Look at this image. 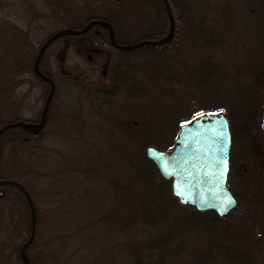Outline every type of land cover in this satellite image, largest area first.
Here are the masks:
<instances>
[{"label": "trees", "instance_id": "16d2710c", "mask_svg": "<svg viewBox=\"0 0 264 264\" xmlns=\"http://www.w3.org/2000/svg\"><path fill=\"white\" fill-rule=\"evenodd\" d=\"M43 1L50 18L58 23L55 30L81 28L93 17L68 0ZM109 1L111 5H119V8H109L110 12L100 17L111 22L119 42L132 40L126 41L128 38L118 37V32L121 31L125 35L122 30L124 27L131 25L136 29L146 22V18L151 19L150 23L156 30L143 32L145 35L139 34L133 40L155 39L167 32L169 17L162 0H132L127 6L122 3L123 0ZM169 3L175 19V37L168 45H143L132 50H118L109 43L108 29L98 24L83 34H65L58 38L77 50L80 46L78 37L88 35L100 49L111 46L118 51L119 56L113 64L107 83H104V79L98 81L99 85L95 84L93 88L83 91L84 97L94 99L95 116L104 114L105 119L109 121L107 145L115 148V144L124 147V144L128 143L127 145H132L137 150L138 146L142 149V155L135 151L131 157H128V154L123 155V147L119 149V154L124 159L123 164L127 166L124 175L128 179L123 188L115 185L111 187L113 191L120 190L114 194L120 195L121 199L104 214L90 219L88 223L94 226L92 222L99 219L110 220V223L116 217L118 208L125 206L126 210L129 209L126 221H138L144 234L139 245L124 247L127 251L126 264H264V206L254 207L240 199L228 215L221 217L212 210L199 211L194 207L182 205L171 193L170 180L164 179L154 163L145 155L148 145L160 149L171 147V138L176 134L181 121L188 120L199 112L224 110L232 136L229 185L237 197V187L248 193V197H254L259 191V182H264V133L259 128L264 103V0H169ZM32 33L19 22L0 17V126L21 119L19 102L14 96L22 84H43V99L49 91L48 82L38 77L32 69L39 48ZM82 51L87 50H77L78 53ZM173 51H181L189 58L194 57V70H182L175 74L164 65L154 67L153 64H147L154 62L153 54ZM45 52L46 50L39 65L55 82L46 124L37 134L19 126L6 128L0 134V178L20 183L33 205L32 211L23 190L17 184H0V205L5 212L2 226L7 235V239L0 242V264L9 258L13 264H25L19 252L32 230L33 239L26 247L31 264H43L40 257L45 255L40 250L43 247L48 248L51 243L50 238L41 239L39 236L36 194L39 190H52L54 183L47 177H57L59 171H42L31 163H23L21 159V153L28 146L29 149L34 148L36 140L47 130L51 121L59 120L55 103L59 83L48 69L41 66ZM218 52L231 53L230 60L224 62H231L237 70L248 75V80L231 97L208 104L217 98L214 92L217 82L212 77L219 74L212 57ZM134 53L140 54V57L133 59L131 54ZM147 68L150 70L149 74H146ZM135 70L142 75V80L138 81L141 84L138 97L141 101L148 99L152 103L153 107H149L148 112L153 115L151 119L150 116L147 117L149 120L145 121L146 126L140 122L142 127L137 126L140 124L139 118H132L136 124L132 128L124 116L129 113L121 112L123 108L119 112V109L111 107L110 104L116 101L120 90L131 93L133 87L137 89L130 76ZM26 72H30L35 80L26 76ZM126 75L129 76L131 84L125 82ZM219 76L223 80L228 79L224 73ZM144 78H148V81ZM159 82H163L162 86L171 83V90L159 86ZM73 83L77 82L72 81ZM76 86L78 90L85 89L84 86ZM184 94L198 100L197 110L190 111L187 115H183V109H180L181 103L182 106L185 105L184 109L189 107L184 102ZM160 99L171 101L170 108L159 107ZM140 105L141 110L142 102ZM113 109L118 112L113 113ZM67 110L65 113L71 116L72 113ZM143 110L146 111L145 108ZM79 113L75 110L72 114L74 123L79 120ZM111 123H119V126L113 128ZM85 128L82 121L80 126L72 127L76 131L74 135L77 136L81 135ZM96 152L98 153L93 155V159L87 156L84 161L75 162L76 164L69 168L87 170L88 165L92 163L96 171L106 169L102 178L109 180L108 175L114 172L111 170L114 161L105 159L101 150ZM239 162L243 167L237 174ZM36 238L41 241L37 242ZM4 249L10 254L3 256L1 252ZM116 253L121 254V251L117 250ZM115 256L117 255L113 254V257ZM50 258L56 259L54 256Z\"/></svg>", "mask_w": 264, "mask_h": 264}, {"label": "rangeland", "instance_id": "374dc122", "mask_svg": "<svg viewBox=\"0 0 264 264\" xmlns=\"http://www.w3.org/2000/svg\"><path fill=\"white\" fill-rule=\"evenodd\" d=\"M68 1L72 4L74 3L77 7L80 6L88 15L93 17L109 13V8H119V5H111L109 0ZM122 3L127 6L132 3V0H123ZM0 17L13 19L24 27H28L33 32L32 34L35 35L34 40L37 46L49 33H52L58 27V23L53 21L48 15V9L43 0H0ZM150 21L151 19L146 18V22L136 29L135 26L128 25L122 29L125 31V35L121 31L117 35L118 37L128 38L126 41H130L135 39L137 35L143 34V32H154L156 28ZM77 41L97 47L96 43L91 41L88 35L79 36ZM65 45L66 43L62 39L52 42L47 47L41 63V66L48 69L57 79V83H59L58 94L55 98L56 107L59 111V120L54 119L51 121L47 130H44L39 139L36 140L37 143L34 148L31 147L32 149H29L28 146L21 153L23 163H31L42 171L51 169H58L59 171L57 177H47L54 183L53 189L49 192L48 190H39L36 194L39 209V236L41 239H51L50 246L48 248L43 247L40 250L45 255L40 257L41 262L43 264H89L90 262L93 264H126L125 252L127 251L124 250V247L139 245L143 241L142 237L144 234L139 228L138 221H126V213H129V209L126 210L125 206L118 208L116 217L110 223H108L110 220L107 219H99L97 222H92L94 226L88 223L90 219L93 220L95 217L104 214L114 203L121 199L120 195L114 194L120 190L115 189L116 191H113L111 185L123 188L128 178L124 175L127 166L123 164L124 159L119 154V149L123 145L115 144V148L110 144L107 145L106 134L109 128V121L105 119L104 114L99 117L94 115V99H86L83 92L93 88L95 84L99 85L98 81L104 79L102 78V72L103 68L106 67L107 77H105L104 83H107L113 64L119 54L111 46L103 47L102 52L90 51L88 53V51H82L78 53L73 47L67 48ZM107 54H109L110 58H107ZM230 54L229 52H218L212 57L217 65L218 74L224 73L228 76V79L223 80L219 75L212 77L217 82L214 89L217 98L215 101H209L208 104L218 103L219 99L223 98L225 100V98L231 97L248 80L247 74L237 70L231 62H224L230 60ZM152 56L154 62H147V64H153L154 67L164 65L172 72H175V74L182 70L186 72L193 71L196 62L194 57L184 56L181 51L162 52ZM131 57L136 59L140 57V54L134 53L131 54ZM147 70L146 74H149L150 70L148 68ZM130 74L134 81L133 85L135 86L136 83L137 89L133 87L131 93L124 89L120 90L116 101H112L110 106L119 109V112L122 108L121 112H128L129 115L124 114V116H126L125 118L132 128L136 125L132 119L134 117L139 118V123L143 122L144 126H146L145 121L149 120L147 117L150 116L151 119L153 115L148 112L149 107H153V105L148 99L141 101L138 97V90L141 89V84L138 81L142 80V75L137 70L132 71ZM26 76L35 80L30 72H26ZM125 77V82L131 84L129 76L126 75ZM70 78H74V80ZM144 79L148 81V78ZM72 81L77 82L75 84H78V86H84L85 89L82 91L78 90L77 86L74 83L72 84ZM148 85L150 87V84ZM158 85L167 87V89L172 86L171 83H167V86H162L164 85L163 82H159ZM42 94L43 84L36 82L32 84L25 82L18 88L14 97L19 102L18 110L21 119L30 120L39 117L44 103ZM184 96L186 99L184 102L189 107L184 109L185 105L182 106L183 103L180 102V109H183L181 110L183 115H187L186 113L198 108L196 102L198 100H195L189 94H184ZM141 102L142 109L140 110ZM158 103L161 108H170L171 101H162L160 99ZM144 108L146 111L143 110ZM67 109L72 114L75 110H78L82 119L79 118L74 123L71 117L72 114L70 116V114L65 113L68 111ZM118 111L114 110L113 113ZM68 116L70 117L68 118ZM81 121L83 122V127L86 128L83 132L80 130L82 132L81 135H74L76 131L72 127L75 128V125L80 126ZM141 123L137 124V126L140 127ZM110 126L116 128L119 123H111ZM259 128L264 133V130L260 127V120ZM175 135L171 138L172 143ZM127 144H124L123 155L128 154V157H131L135 151H139L142 155V149L140 150L139 146L137 150L132 145ZM4 150L6 153L5 148ZM97 150L103 152L105 159L114 161V165L111 167L114 172L109 174V180H106L109 183L105 181V178H102L106 174V169L96 171L92 163L88 165L87 170L69 168L74 166L75 162L84 161L87 156L93 159V155L98 153L96 152ZM241 167L243 165L239 162V171L242 170ZM259 186L260 189L255 193L254 197H248V193H244L242 188L237 187L238 197H236L238 201L241 199L247 204L249 203L258 208L264 206V182H259ZM2 208L0 205V242L7 239L2 226L5 218V212H3ZM41 239L36 238V241H41ZM117 250L121 251V254H117ZM1 254L4 256L10 253L7 249H4ZM113 254L117 256L113 257ZM50 256H54L56 259H51ZM5 263L13 264L11 258Z\"/></svg>", "mask_w": 264, "mask_h": 264}, {"label": "water", "instance_id": "95a60500", "mask_svg": "<svg viewBox=\"0 0 264 264\" xmlns=\"http://www.w3.org/2000/svg\"><path fill=\"white\" fill-rule=\"evenodd\" d=\"M169 17V28L165 35L155 39H140L120 43L115 39L114 27L110 21L101 18H90L81 28H60L49 34L40 44L33 61V72L50 85L37 121L18 119L0 127V134L9 127L19 126L37 134L45 125L47 111L52 99L55 84L51 77L39 67L45 49L57 38L65 34H83L95 24L108 29L110 44L121 50H131L143 45H167L175 35V19L169 0H162ZM264 130V105L260 119ZM231 132L226 113L223 110L207 111L196 114L188 121L179 124L178 131L170 149L162 150L149 145L145 155L156 166L158 173L171 182V193L182 205L191 206L199 211H214L218 216L228 215L236 206L237 198L227 184L229 171V152ZM17 184L23 190L30 207L33 205L24 187L13 180L2 179V183ZM33 230L27 241L20 248V257L25 264H31L26 254V247L33 239Z\"/></svg>", "mask_w": 264, "mask_h": 264}, {"label": "flooded vegetation", "instance_id": "af4514ba", "mask_svg": "<svg viewBox=\"0 0 264 264\" xmlns=\"http://www.w3.org/2000/svg\"><path fill=\"white\" fill-rule=\"evenodd\" d=\"M66 47L68 48L69 47V45L68 44H66ZM116 49V48H115ZM78 51H80V50H87L88 51V53L90 52V51H96V52H102L101 50L102 49H100L99 47H92L91 45H87V44H82V43H80V46L78 47V49H77ZM119 50V49H118ZM97 54H101V53H97ZM107 58H110L109 57V54H107ZM106 65V64H105ZM103 76H102V78H104L105 79V77H107L106 76V73H107V67L106 68H103ZM65 77V76H64ZM81 117V115H79V118ZM31 121H37L38 120V118H35V119H30ZM236 172V171H235ZM237 174L239 173V169H238V172H236ZM1 179V178H0Z\"/></svg>", "mask_w": 264, "mask_h": 264}]
</instances>
